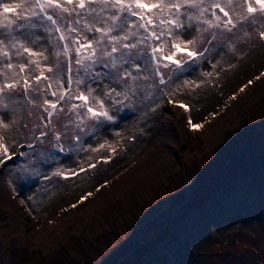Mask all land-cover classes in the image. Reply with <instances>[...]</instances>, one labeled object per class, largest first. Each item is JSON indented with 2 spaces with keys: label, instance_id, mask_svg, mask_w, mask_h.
Masks as SVG:
<instances>
[{
  "label": "rangeland",
  "instance_id": "obj_1",
  "mask_svg": "<svg viewBox=\"0 0 264 264\" xmlns=\"http://www.w3.org/2000/svg\"><path fill=\"white\" fill-rule=\"evenodd\" d=\"M261 24L264 19L241 25L235 36L221 33L231 36L236 51L214 41L216 50L176 80L200 82L206 79L203 73H213L207 84L177 97L190 104L194 122L208 121L200 131L187 126L183 110L158 100V90L152 99L141 94L114 112L116 123L104 122L92 135L81 134L78 151H69L71 139L62 141L64 152L52 149L51 137L44 144L35 139L42 110L19 105L14 116L0 112L18 121L9 134L16 158L0 167V264H118L132 255L133 242L157 235L172 241L171 249L179 253L170 251L156 264H264ZM31 46L52 51L46 38ZM53 60L50 56L48 63ZM249 80L253 84L241 93ZM22 95L18 91L12 98ZM105 141L117 151H91ZM41 151L53 152L56 160L42 163ZM237 156L239 164L231 170ZM89 163L96 167L72 179L52 176L57 169L79 172ZM37 167L39 175L25 172ZM89 192L93 195L80 203Z\"/></svg>",
  "mask_w": 264,
  "mask_h": 264
},
{
  "label": "snow or ice",
  "instance_id": "obj_2",
  "mask_svg": "<svg viewBox=\"0 0 264 264\" xmlns=\"http://www.w3.org/2000/svg\"><path fill=\"white\" fill-rule=\"evenodd\" d=\"M261 19L264 0H6L0 3V112L10 111L14 116L19 105L42 110L34 125L40 129L38 134L33 131L35 139L44 144L51 137L52 149L59 152L65 151L62 141L71 139L69 151H78L81 134L92 135L104 122L116 123L114 112L127 108L141 94L152 99L158 90V100L165 98L183 110L188 114L187 126L200 131L208 121L194 122L190 104L177 97L207 84L213 73H203L206 79L200 82L182 80L178 84L176 80L216 50L214 41L236 51L231 36L221 33L235 36L239 26ZM260 26L264 28V24ZM45 38L50 54L47 48L31 46ZM259 38L264 40V31H259ZM50 56L52 63H48ZM163 70H167V78ZM251 84L249 80L239 91ZM18 91L22 98L13 99ZM159 106L157 103L152 110ZM17 123L0 115V167L16 158V145H10L9 134ZM27 147L35 149L36 145ZM102 149L117 151L107 141L91 151ZM40 158L45 164L56 160L53 152L41 151ZM100 159L110 162L107 157ZM95 167L89 163L79 172L57 169L52 176L69 180ZM25 172L39 175V167ZM92 195L86 193L80 203Z\"/></svg>",
  "mask_w": 264,
  "mask_h": 264
},
{
  "label": "trees",
  "instance_id": "obj_3",
  "mask_svg": "<svg viewBox=\"0 0 264 264\" xmlns=\"http://www.w3.org/2000/svg\"><path fill=\"white\" fill-rule=\"evenodd\" d=\"M241 157H243V156H241ZM239 158H240L239 156H237V158H235L234 164L230 167L231 170L236 168L235 164L236 165L239 164L238 163ZM224 163L225 162H222L221 166H223ZM224 166H226V165H224ZM241 166H242V164H241ZM241 166L239 165V167H241ZM222 171H224V170H222ZM171 243H173V242L171 241L169 244L168 239H163V237L161 235L154 236L153 238H150V239L148 238L141 243L138 241H136L135 243L133 242L131 245V246H134L133 247L134 250L132 252V255L126 256L118 264H156V263L162 262L164 257H166V255L167 256L169 255L170 251L173 253V254L171 253L172 255H174V254L177 255V253H179V250L177 248H176L177 250H172L175 248L171 249V246H170V245H172ZM186 253L189 254L190 252L187 251ZM108 261H110V259H108ZM85 264H90V263L88 261H86Z\"/></svg>",
  "mask_w": 264,
  "mask_h": 264
}]
</instances>
